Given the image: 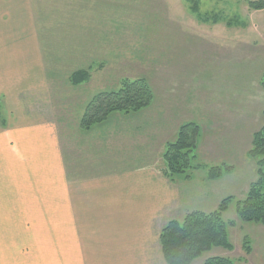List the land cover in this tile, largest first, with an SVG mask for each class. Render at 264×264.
Returning <instances> with one entry per match:
<instances>
[{
  "label": "rangeland",
  "instance_id": "rangeland-1",
  "mask_svg": "<svg viewBox=\"0 0 264 264\" xmlns=\"http://www.w3.org/2000/svg\"><path fill=\"white\" fill-rule=\"evenodd\" d=\"M32 1L34 11H41L49 24L55 17L59 23L66 14L83 12H78L84 22L76 31L82 50L72 51L58 43V79H49L47 95L32 97V111L28 110L31 117L58 116L61 146L69 153L73 170H89L95 176L116 172L119 164L135 162L146 152L144 157L155 153L157 158L165 147L163 139L170 136L169 125L178 118L192 120L199 125L196 146L202 138L206 149L199 154V162L204 158L207 164L217 163L224 178L212 182L213 194L207 201L199 193L202 185H187L183 193L192 192L183 200L185 211L179 216L213 211L223 198L233 201L223 213L231 250L212 247L191 264H202L211 256H226L235 264H264V224L242 220L235 204L255 179L256 165L247 152L253 134L264 123V86L260 83L264 9L250 10L245 0H198L200 13L218 17L217 21L211 17L199 21L186 0ZM79 68L90 69V78L73 86L69 75ZM125 77L147 80L153 93L151 104L139 116L115 114L117 120L109 118L81 129L79 120L87 102L98 92L115 88ZM163 98L166 115L160 120L156 108ZM230 104L235 105L234 113L226 114L225 126L224 109ZM168 108L175 117L167 114ZM199 171L203 173L200 169L195 173Z\"/></svg>",
  "mask_w": 264,
  "mask_h": 264
},
{
  "label": "crops",
  "instance_id": "crops-1",
  "mask_svg": "<svg viewBox=\"0 0 264 264\" xmlns=\"http://www.w3.org/2000/svg\"><path fill=\"white\" fill-rule=\"evenodd\" d=\"M78 12L49 24L32 0H0V264H166L159 233L168 220L182 217L192 192L184 188L202 185L207 201L212 182L224 177L206 180L199 171L169 180L161 173L162 150L157 158L144 152L116 172L73 170L58 116L31 117L29 111L32 97L47 95L49 79H58V43L82 50ZM161 101L160 120L166 115ZM234 106L224 109L225 126ZM183 123L178 118L169 125L162 147ZM205 150L201 138L198 155Z\"/></svg>",
  "mask_w": 264,
  "mask_h": 264
},
{
  "label": "trees",
  "instance_id": "trees-1",
  "mask_svg": "<svg viewBox=\"0 0 264 264\" xmlns=\"http://www.w3.org/2000/svg\"><path fill=\"white\" fill-rule=\"evenodd\" d=\"M189 10L199 21H208L218 17L200 13L198 0H186ZM250 10L264 9V0H245ZM230 25V23H228ZM90 69L79 68L69 75V82L76 86L90 78ZM264 86V73L260 82ZM153 99L152 88L145 78H121L115 88L102 90L95 94L86 104L80 117L79 127L89 129L94 124L105 123L114 114H134L147 108ZM264 117V107L262 109ZM199 125L189 121L181 124L172 140H168L162 152L161 173L169 180L175 176L195 172L200 169L205 177L212 180L222 175L217 165H203L198 160L196 138ZM256 165L255 179L249 184L245 196L235 201L238 216L247 222L264 224V123L253 134L251 148L247 152ZM231 166H226V169ZM182 176V175H181ZM231 197L223 198L216 209L205 212L191 211L179 219L168 220L160 229L159 244L166 264H191L202 253L212 247L231 250L228 239V223L223 218ZM202 264H235L226 256L206 257Z\"/></svg>",
  "mask_w": 264,
  "mask_h": 264
}]
</instances>
